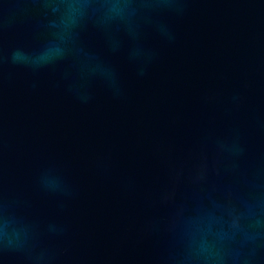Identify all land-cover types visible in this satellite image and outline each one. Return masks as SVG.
Returning <instances> with one entry per match:
<instances>
[{
	"label": "water",
	"instance_id": "1",
	"mask_svg": "<svg viewBox=\"0 0 264 264\" xmlns=\"http://www.w3.org/2000/svg\"><path fill=\"white\" fill-rule=\"evenodd\" d=\"M0 264H264V0H0Z\"/></svg>",
	"mask_w": 264,
	"mask_h": 264
}]
</instances>
